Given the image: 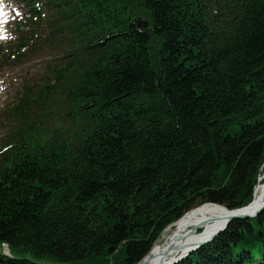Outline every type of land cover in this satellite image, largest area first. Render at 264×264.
I'll return each instance as SVG.
<instances>
[{"label": "trees", "instance_id": "1", "mask_svg": "<svg viewBox=\"0 0 264 264\" xmlns=\"http://www.w3.org/2000/svg\"><path fill=\"white\" fill-rule=\"evenodd\" d=\"M126 1L74 0L64 11L70 57L39 94L65 99L63 130L53 118L30 124L20 103L12 110L13 152L0 166V246L12 257L0 264H137L191 209L253 199L264 0L240 2L219 41L213 27L223 26L198 0H138L140 19ZM178 264H264V212Z\"/></svg>", "mask_w": 264, "mask_h": 264}, {"label": "bare ground", "instance_id": "2", "mask_svg": "<svg viewBox=\"0 0 264 264\" xmlns=\"http://www.w3.org/2000/svg\"><path fill=\"white\" fill-rule=\"evenodd\" d=\"M262 170L260 182L255 187L253 203L248 208L250 211L264 202V165ZM228 215L225 207L214 204H204L191 209L164 230L162 239L152 247L140 264L173 262L220 229Z\"/></svg>", "mask_w": 264, "mask_h": 264}, {"label": "rangeland", "instance_id": "3", "mask_svg": "<svg viewBox=\"0 0 264 264\" xmlns=\"http://www.w3.org/2000/svg\"><path fill=\"white\" fill-rule=\"evenodd\" d=\"M50 57V58H49ZM60 57H57V60ZM51 58V52L47 49H39L34 53V57H25L22 61V63L19 65V67L16 70V78H15V85H19L23 82L27 83L29 82V85H40L43 80H41V76L44 73V66L45 61ZM2 72V71H0ZM1 82V81H0ZM1 100V99H0ZM39 111V110H37ZM35 111V112H37ZM56 110L52 112V116L59 117L60 122H66L67 119L64 116V111H60V113ZM50 116V118L52 117ZM163 235V234H162ZM161 235V236H162ZM162 239V237L159 238L157 243ZM3 251H8L7 247L4 246L2 248ZM8 253V252H7Z\"/></svg>", "mask_w": 264, "mask_h": 264}, {"label": "water", "instance_id": "4", "mask_svg": "<svg viewBox=\"0 0 264 264\" xmlns=\"http://www.w3.org/2000/svg\"><path fill=\"white\" fill-rule=\"evenodd\" d=\"M252 203H253V201L248 206L243 207V208L238 209V210H234V211L227 210L229 215L227 216L226 220L224 221L223 226L220 229H218L216 232H214L207 240L196 245L191 250H188L186 253L194 252L200 246L206 245V244H209L210 242H212L218 235H220L222 232H224L226 230V228L228 227V225L231 222H233L235 220H246V219H252V218L258 217L264 211V202L262 204H260L259 206H257L256 208H254L252 211H250V210H248V208L251 206ZM182 257L183 256H180L177 259H175L173 262H170L168 264H176L179 261V259ZM141 262L142 261H140V263ZM140 263H138V264H140Z\"/></svg>", "mask_w": 264, "mask_h": 264}, {"label": "snow or ice", "instance_id": "5", "mask_svg": "<svg viewBox=\"0 0 264 264\" xmlns=\"http://www.w3.org/2000/svg\"><path fill=\"white\" fill-rule=\"evenodd\" d=\"M3 15H4L3 10L0 9V16H3ZM5 22H7V21H5Z\"/></svg>", "mask_w": 264, "mask_h": 264}]
</instances>
